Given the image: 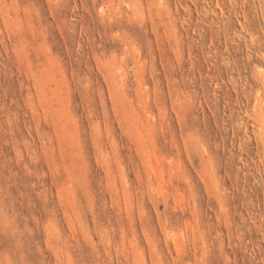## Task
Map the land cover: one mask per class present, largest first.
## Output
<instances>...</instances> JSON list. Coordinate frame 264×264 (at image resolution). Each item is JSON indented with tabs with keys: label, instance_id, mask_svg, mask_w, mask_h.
Returning a JSON list of instances; mask_svg holds the SVG:
<instances>
[{
	"label": "rangeland",
	"instance_id": "374dc122",
	"mask_svg": "<svg viewBox=\"0 0 264 264\" xmlns=\"http://www.w3.org/2000/svg\"><path fill=\"white\" fill-rule=\"evenodd\" d=\"M251 33L264 0H0V264H264Z\"/></svg>",
	"mask_w": 264,
	"mask_h": 264
},
{
	"label": "bare ground",
	"instance_id": "6f19581e",
	"mask_svg": "<svg viewBox=\"0 0 264 264\" xmlns=\"http://www.w3.org/2000/svg\"><path fill=\"white\" fill-rule=\"evenodd\" d=\"M239 15H241V14H239ZM243 28H244V26H243ZM253 34L254 33H251V35H249V37H250L249 41H250L251 44H255V50H256V53H258L257 54L258 55L257 59H260L261 61H264V44L262 43V39H259L258 37H256V38L255 37H251ZM255 70H256V73L258 74V76L260 77V82H259L260 90H258L256 92L255 96H254L255 97V102L254 103H256L257 107H258V104L261 107V114L258 115V120H257L258 126L256 127V129H257V133L259 134V136H258L259 140L261 141V143L262 142L264 143V116H262V115H264V111H263V109H264V107H263L264 106V68L260 64V61L257 62ZM254 103H252V104H254ZM254 113H256L255 109H254ZM259 113H260V111H259ZM0 164H2V161H0ZM34 222H35V220H34ZM64 261H65V264H70L69 263V258L67 257V255L66 256L64 255Z\"/></svg>",
	"mask_w": 264,
	"mask_h": 264
}]
</instances>
